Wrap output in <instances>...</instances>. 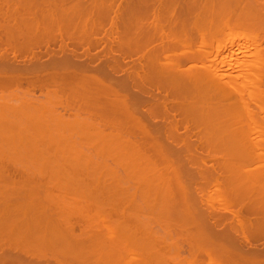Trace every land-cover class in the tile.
<instances>
[{
  "label": "bare ground",
  "instance_id": "6f19581e",
  "mask_svg": "<svg viewBox=\"0 0 264 264\" xmlns=\"http://www.w3.org/2000/svg\"><path fill=\"white\" fill-rule=\"evenodd\" d=\"M0 162V264H264V0H0Z\"/></svg>",
  "mask_w": 264,
  "mask_h": 264
},
{
  "label": "rangeland",
  "instance_id": "374dc122",
  "mask_svg": "<svg viewBox=\"0 0 264 264\" xmlns=\"http://www.w3.org/2000/svg\"><path fill=\"white\" fill-rule=\"evenodd\" d=\"M117 3V2H116ZM114 4V3H113ZM122 5H124V1H122ZM92 19H95V21H97L96 22V24H95V27H94V29H93V32H95V34L96 35H100V31H101V29H99V27L100 26H98V25H100V24H103V26L105 27V28H107V25H108V22H109V16H107V15H94L93 17H92ZM96 26H98V27H96ZM97 28V29H96ZM99 31V32H98ZM235 40L237 41L238 40V42H240V39L239 38H235ZM235 41V42H236ZM233 42H234V39H233ZM76 47H78V46H76ZM238 52L239 53H242V52H244V50L243 49H240V50H238ZM25 162V161H24ZM1 163V162H0ZM4 163H10V162H4ZM13 163V162H12ZM11 163V164H12ZM25 163H27V162H25ZM109 163H110V161H109ZM112 163V162H111ZM21 164H24V163H20L19 162V164L17 165V166H19V165H21ZM13 168H15V167H13L12 166V169ZM6 169V168H5ZM10 169V174H8V170H6L7 171V173H6V171H4L3 173L4 174H2V172L0 173V177H1V174L3 175V177H5V178H9V179H12V178H14V179H17V181H20V179L22 178V177H24V175L23 174H18V173H15V171H13L11 168H9ZM61 170H57V171H50V170H46V171H43L42 173H40V174H36L38 177H37V179H44L43 181H42V183L45 181H50V179H52V180H58V179H63V181H66V180H64V179H67V181H69V179H71V180H75V181H84V182H88V184L87 183H84V184H86L87 186H90V188L89 189H91L95 184H96V181H100L101 183H102V181L103 182H106V180H109V181H111V180H116L117 178L114 176L113 177V175H108V173H106V172H101L100 173V171H98V169H91V171H90V169H88V170H85L84 169V171H79V170H81V169H77V170H74V172H73V170H67V168L66 169H62V168H60ZM11 170H12V173H11ZM14 170H16L17 171V169H14ZM87 171H89V172H87ZM96 172V173H95ZM6 173V174H5ZM20 173V172H19ZM104 173V174H103ZM12 175H14V176H12ZM121 175H124L123 174V172L121 173ZM124 176H126V175H124ZM2 177V178H3ZM35 177V176H34ZM20 178V179H19ZM36 178V177H35ZM35 178H28L29 180H31V179H35ZM124 178H126V177H123V176H121L120 178H118L119 180H128V179H135L136 177H130V178H127V179H124ZM139 178V177H138ZM137 178V179H138ZM141 178H143L142 180H145L144 179V177H141ZM23 179H26V178H23ZM140 179V178H139ZM3 180H4V178H3ZM41 180L39 181H37V182H41ZM94 180V181H93ZM117 181V182H119V184L117 183V182H114V183H116V184H114V183H112L111 184V182H110V184L107 186V190L105 189V192L102 190L101 191V188H99V190L98 189H96L97 187H93L92 188V190L93 191H98L97 193H100L99 191H101V196H103V195H110L111 197H112V195L113 196H124V195H126L125 197L126 198H128V199H126V201H130L128 204L130 205V206H132L131 204H133V205H137V206H139V207H141V205L143 204V200H142V198H140V197H142L141 195L143 194V196L145 195L144 194V192H142V191H144V190H142V187H138V185H139V183L137 184V186H136V182H129V183H126V182H123L122 181V183H121V181ZM136 180V179H135ZM141 180V179H140ZM11 181V180H10ZM12 181H16V180H12ZM32 181V180H31ZM93 181V182H92ZM130 181V180H129ZM132 181H134V180H132ZM106 183H109V182H106ZM124 183H126V184H124ZM121 184V185H120ZM157 184V183H156ZM150 185V186H152V187H158V189L160 188V185L159 186H157V185ZM93 185V186H92ZM116 186H118V187H116ZM133 186H135V187H133ZM139 186H141V185H139ZM51 189V188H50ZM94 189H96V190H94ZM128 189V190H127ZM55 191H56V189H54ZM92 190H90V191H92ZM142 190V191H141ZM150 190H153V191H155V189H152V188H150L149 189V191ZM157 190V189H156ZM39 191H41V190H39ZM140 191V192H139ZM159 191L161 192L162 191V187H161V190L159 189ZM159 191H157V192H159ZM117 192H119V193H117ZM102 193H103V195H102ZM106 193H108V194H106ZM118 194V195H115V194ZM150 194L152 193V195H159V193H157L156 194V192L155 193H153V192H149ZM91 194V193H90ZM93 194V193H92ZM127 195H129V196H127ZM206 195V194H205ZM100 196V195H99ZM109 196V197H110ZM118 196V197H119ZM134 196V197H133ZM139 197V198H138ZM132 198H134V199H132ZM138 199V201H135V200H137ZM142 200V201H141ZM139 201L140 202H142V204L141 205H138V204H136L137 202L139 203ZM135 203V204H134ZM140 204V203H139Z\"/></svg>",
  "mask_w": 264,
  "mask_h": 264
},
{
  "label": "flooded vegetation",
  "instance_id": "af4514ba",
  "mask_svg": "<svg viewBox=\"0 0 264 264\" xmlns=\"http://www.w3.org/2000/svg\"><path fill=\"white\" fill-rule=\"evenodd\" d=\"M102 37V34H101V31H100V35L98 36V35H96L95 34V38H97V39H99V38H101ZM69 49H73V51L75 52V53H77V55H79V54H81V53H83L82 51H81V49L80 48H74V47H71V48H69ZM69 52H70V50H68ZM107 51V49L106 48H104V45L100 42L99 44H97L96 46H94L93 48H91L89 51H88V55L89 56H92V57H95V56H98V57H100L101 58V56L105 53ZM85 52V51H84ZM86 53V52H85ZM38 86V85H37ZM35 87V88H34ZM27 88V89H26ZM31 89V90H30ZM26 90V91H25ZM27 90H29V92L27 91ZM18 94L19 93H24V92H26V94H27V92L28 93H30V95H35L34 97H40L41 99H44V92L46 93V91H45V89L44 88H41V89H39V88H37L36 86H31V88L29 87V86H27L26 84H21L19 87H18ZM17 93V92H16ZM44 94V95H43Z\"/></svg>",
  "mask_w": 264,
  "mask_h": 264
}]
</instances>
